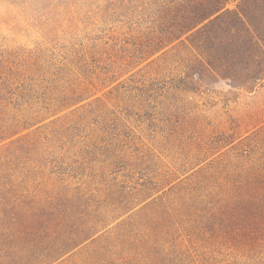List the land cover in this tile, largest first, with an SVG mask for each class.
Masks as SVG:
<instances>
[{
  "label": "rangeland",
  "instance_id": "1",
  "mask_svg": "<svg viewBox=\"0 0 264 264\" xmlns=\"http://www.w3.org/2000/svg\"><path fill=\"white\" fill-rule=\"evenodd\" d=\"M203 1L0 0V264H264V0L144 54Z\"/></svg>",
  "mask_w": 264,
  "mask_h": 264
},
{
  "label": "trees",
  "instance_id": "2",
  "mask_svg": "<svg viewBox=\"0 0 264 264\" xmlns=\"http://www.w3.org/2000/svg\"><path fill=\"white\" fill-rule=\"evenodd\" d=\"M229 1L247 2L252 0H204L201 2L199 10L196 14H194V16L190 15L185 17L180 23L179 29L177 28L178 26H173V28H171L168 33L160 37L158 40L153 41L149 46H147V50L144 52V54L152 55L154 54V51L161 48L164 43L170 44L172 41L180 39L183 34H186L195 28L201 27L203 30L207 28V26L215 23L217 20H221L223 15L232 14V11L226 8V5ZM233 14L236 15L237 20H239L241 24L249 26V20L247 19L245 12L238 11L233 12ZM4 140L5 139L3 138L1 141ZM248 155H254V152L250 151L249 153H246V158L248 159L249 164H252L250 165V173L249 176L246 177V180L249 182V184L257 186L259 185L258 187L260 190L254 199L261 205V212H263L260 214V217H258L257 226L255 228H250L248 232L255 237L258 236L261 241H264V164L259 165L255 170L256 165H253L254 161L251 159L252 157H248ZM249 184L247 185L249 186Z\"/></svg>",
  "mask_w": 264,
  "mask_h": 264
}]
</instances>
